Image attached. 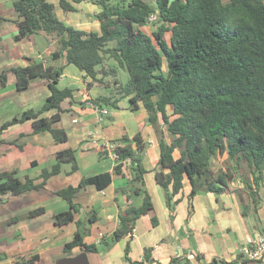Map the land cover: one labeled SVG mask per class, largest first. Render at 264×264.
Masks as SVG:
<instances>
[{"label": "trees", "instance_id": "obj_1", "mask_svg": "<svg viewBox=\"0 0 264 264\" xmlns=\"http://www.w3.org/2000/svg\"><path fill=\"white\" fill-rule=\"evenodd\" d=\"M88 2L99 10L92 15L99 31L68 24L67 14L76 4ZM64 18L57 17L51 0H13L18 15L15 39L42 34L56 48L45 62L24 57L26 65L11 67L16 89H27L34 78L45 80L49 95L42 108L24 111L0 128L30 122V132L48 131L57 143L66 142L64 128L54 125L60 119L61 103L74 101L72 88H59L65 64L75 65L90 81L109 88L90 102L101 108H119L128 99L131 110L141 104L147 112L159 143V169L155 182L161 187L170 216L181 198L184 180L190 183L188 199L198 192L215 195L235 194L240 201L245 193L252 203L246 205L256 216L262 202L264 185V2L263 0H58ZM156 12L155 29L145 28L147 17ZM6 19L0 16V22ZM63 60V61H62ZM113 60L115 65H106ZM65 62V64H64ZM119 69L128 78L118 77ZM111 77V81L107 78ZM4 83L5 75L0 76ZM54 110L49 116L45 112ZM169 138H168V137ZM117 155L114 170L130 173L126 187L130 203L119 214L120 226L111 241L132 235L138 218L147 217L152 226L159 222L151 196L145 186L140 133L123 135L110 142ZM135 144L133 148L132 144ZM76 150L67 148L55 155L51 171L43 170L42 181L19 180L15 172L0 173V202L43 188L47 179L59 172L62 163L76 170ZM222 158L225 159L226 163ZM222 161V162H221ZM221 162L219 165L218 163ZM124 164V165H123ZM239 181L242 187L233 186ZM111 182L108 171L83 178L77 186L55 193L69 203V209L53 216L64 225L74 220L79 207L74 202L80 187L93 184L103 189ZM43 213L37 208L26 214L34 218ZM95 216L76 222L73 238L65 252L79 246L85 252L98 247L83 242ZM125 248V264H160L152 256L153 246L144 249L141 261H132ZM241 257V256H240ZM200 258V257H199ZM221 261L213 259L209 264ZM173 258L167 264H177ZM15 264H45L38 255L18 257Z\"/></svg>", "mask_w": 264, "mask_h": 264}, {"label": "crops", "instance_id": "obj_2", "mask_svg": "<svg viewBox=\"0 0 264 264\" xmlns=\"http://www.w3.org/2000/svg\"><path fill=\"white\" fill-rule=\"evenodd\" d=\"M51 1L56 10L58 0ZM75 7L74 12H79L82 22L71 25L99 31V22L92 17L99 8L88 2ZM0 16L6 19L0 22V76L5 75L4 83L0 78L1 128L6 121L19 117L26 110L41 109L49 95L47 83L40 78L32 79L27 89L18 91L9 69L26 65L24 57L45 62L55 50L56 43L49 44L42 34L15 39L18 27L14 20L18 15L13 0H0ZM145 28L152 32L155 25H145ZM110 64L106 62V65ZM89 81L90 78L75 65H64L58 87L72 88L74 101L66 99L61 103L63 112L54 125L66 130V142L57 143L48 131L31 133L29 121L0 131V173L15 172L22 182L28 178L40 183L43 170L51 171L55 155L60 150L75 149L77 161L76 170L72 169L71 163H62L59 172L50 176L43 188L0 202V264H15L18 257L35 254L45 264H125L127 246L129 258L141 261L144 249L151 245L152 256L160 264H167L173 258L178 260L177 264H209L213 259L227 261L242 256L241 248L246 237L255 230L264 233V185L262 202L255 216L252 211L243 214L246 205L252 209L250 199L244 194L240 201L235 194L215 195L201 191L189 200L191 186L185 179L179 194L181 201L175 205L171 217L163 190L154 179V172L159 169L160 150L146 110L141 104L138 109L131 110L128 99H124L119 102L118 109L113 108L110 112L106 108L108 113L101 115L87 103L97 95L109 94L110 90L96 84L89 87ZM53 113L54 110H50L43 116ZM138 133L144 142L141 157L147 171L145 186L159 222L152 226L147 217L138 218L132 235L112 242L111 237L120 226L119 214L135 200L120 190L126 187L130 173L124 164L121 173L115 172L118 162L108 145L113 139L123 135L132 138ZM132 146L135 148L134 143ZM105 171L111 173V182L103 189H97L93 184L80 187L74 198L79 207L74 220L64 225L56 224L53 216L67 211L69 203L55 192L67 186H77L83 178ZM232 185L242 187L239 181ZM37 208H43V213L34 218L26 217ZM89 216H95V220L89 224L83 242L97 246L98 250L85 252L76 246L65 252L64 245L73 238L76 222L82 219L87 222ZM188 252H193L195 257L187 258Z\"/></svg>", "mask_w": 264, "mask_h": 264}, {"label": "built area", "instance_id": "obj_3", "mask_svg": "<svg viewBox=\"0 0 264 264\" xmlns=\"http://www.w3.org/2000/svg\"><path fill=\"white\" fill-rule=\"evenodd\" d=\"M157 21L156 12L150 13L147 17L146 25H155L154 23ZM87 105L93 108L95 111H98L101 115H106L108 110L106 108H101L97 104H94L88 101ZM74 122L77 119L73 120ZM113 144H109L108 148H110L112 152V156L114 159L117 158V155L112 150ZM241 257H237L227 261H221L218 264H264V233L258 230L253 231L250 235L246 237V243L241 248ZM187 258L192 259L195 257L193 252H188L186 254Z\"/></svg>", "mask_w": 264, "mask_h": 264}, {"label": "rangeland", "instance_id": "obj_4", "mask_svg": "<svg viewBox=\"0 0 264 264\" xmlns=\"http://www.w3.org/2000/svg\"><path fill=\"white\" fill-rule=\"evenodd\" d=\"M54 1H56V0H54ZM55 12H56V15H57L58 18H60V19L63 18L62 17V12H61L60 8L57 7V9L55 10ZM78 13H79L78 11L77 12L70 13L67 16V22H69L70 24H74L75 22H82L81 20H79V14ZM106 62H110L111 63L110 65H115V62L113 60H108ZM107 66H109V65H107ZM118 77H119V79L121 81L125 82L127 80V78H128V75H127V73L124 70L119 69V71H118ZM111 80L112 79L110 77V81ZM109 111L112 112L113 111V108L110 107L109 108ZM222 160L224 161L223 163H226V161H225L224 158H222ZM221 162H219L218 164L220 165ZM244 196L247 197V195L245 193H244Z\"/></svg>", "mask_w": 264, "mask_h": 264}]
</instances>
